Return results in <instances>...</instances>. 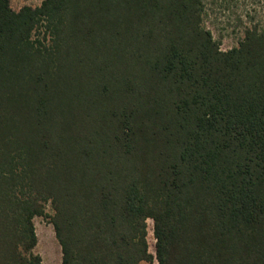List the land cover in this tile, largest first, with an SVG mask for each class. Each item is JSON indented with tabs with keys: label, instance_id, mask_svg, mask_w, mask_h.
Wrapping results in <instances>:
<instances>
[{
	"label": "trees",
	"instance_id": "16d2710c",
	"mask_svg": "<svg viewBox=\"0 0 264 264\" xmlns=\"http://www.w3.org/2000/svg\"><path fill=\"white\" fill-rule=\"evenodd\" d=\"M204 13L0 0V264H44L40 216L62 264H264V28Z\"/></svg>",
	"mask_w": 264,
	"mask_h": 264
},
{
	"label": "rangeland",
	"instance_id": "374dc122",
	"mask_svg": "<svg viewBox=\"0 0 264 264\" xmlns=\"http://www.w3.org/2000/svg\"><path fill=\"white\" fill-rule=\"evenodd\" d=\"M43 0H10L11 6L18 10L24 5H39ZM204 24L223 49L237 45L244 37L245 29L254 23L264 28V0H204ZM51 211L50 206L48 207ZM38 234L36 252L43 257L44 264H62V247L56 237L54 226L45 217H36ZM151 231V232H150ZM52 241V242H51ZM149 248L155 254L156 238L153 220H148ZM142 264H159L157 259Z\"/></svg>",
	"mask_w": 264,
	"mask_h": 264
},
{
	"label": "bare ground",
	"instance_id": "6f19581e",
	"mask_svg": "<svg viewBox=\"0 0 264 264\" xmlns=\"http://www.w3.org/2000/svg\"><path fill=\"white\" fill-rule=\"evenodd\" d=\"M151 232V231H150ZM52 242V241H51Z\"/></svg>",
	"mask_w": 264,
	"mask_h": 264
}]
</instances>
